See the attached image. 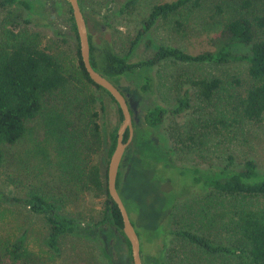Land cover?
<instances>
[{
  "label": "trees",
  "instance_id": "1",
  "mask_svg": "<svg viewBox=\"0 0 264 264\" xmlns=\"http://www.w3.org/2000/svg\"><path fill=\"white\" fill-rule=\"evenodd\" d=\"M201 1L172 0L153 5L135 40L132 41V46L144 34L146 36L159 18L168 17L188 5L198 7ZM236 1L243 10L250 9L254 2ZM66 3L70 26L77 39L75 63L73 61L72 65L58 58L50 47L43 46L37 33L18 29L21 23L23 26L31 23L28 17L22 16L23 10L31 8L29 0H0V9L10 15L9 18L5 16L0 24V178L16 190L14 195L0 190V200L23 205L41 217L46 225L47 245L53 251L59 249L60 237L77 235L87 232L86 228L92 229L99 224L108 223L122 234L131 258L130 244L122 231L120 211L107 191L106 170L101 174L98 166L92 162V156L100 149L103 137V127L99 120L104 111V101L96 95V89L105 92L113 102L116 101L106 89L90 79L80 56L71 7ZM79 4L82 9L81 0ZM83 14L85 17L84 12ZM218 33L213 39L211 50L198 52H189L171 45H154L146 38L147 44L153 46V52L137 62L128 61L127 56L117 55L107 41L101 40L95 44L88 34L90 63L110 80L133 74L142 68L147 74L144 73L141 90L146 92L152 85L149 70L167 60L187 64H223L246 59L253 82L237 99V114L239 119L259 120L264 115V14H255L253 19L244 16L231 18L220 27ZM234 44L248 45L249 53H235L232 50ZM192 87L198 97L209 101L220 89L221 80L219 77L187 75V80L178 87L176 106L170 108L157 102L142 109L138 114L141 124L154 129L168 117H174L185 110L190 106ZM117 108L120 121L122 114L118 105ZM131 113L134 115L132 110ZM41 122L47 125L51 137L47 131L42 130L41 137L46 142L48 151L39 160L34 155L30 156V150L36 142L33 129L41 126ZM233 122H237V119L228 122L225 116H222L218 120L222 128L229 130V135L232 133ZM208 125L203 124L202 128L212 135L213 140L218 143L230 140L229 136L222 138V133L214 132V126L217 125ZM117 127L118 125H114L108 132L107 163L116 144ZM136 127L135 125L131 145L125 149L123 156L128 154L132 146L139 145V129ZM183 131L186 133L184 140L182 137H172L175 140L173 142L181 144V147L182 144L191 147L190 145L196 143L197 134L189 130V127ZM127 137L128 131L124 133L123 140ZM23 138H26L27 142L23 147L22 156L16 155L12 160L8 148ZM163 140L165 151L159 149L158 152L152 153L150 148L153 147L150 144L142 145L144 148L141 147L134 157L142 163L139 168H142L143 164L147 165L146 160L161 161L160 157H166L174 151L175 147L168 146L167 140ZM167 159L165 166L177 167L179 175L185 176L187 171L192 174L191 185L178 190L173 200L186 194L202 195L207 223L231 228L236 235V242L225 245L214 241L210 234L192 228H162V233L185 241L184 258L177 262L178 247H169L168 251V243L157 256L145 260V263L152 261L153 264H213L212 259L228 256L234 257L240 264H264V170L257 169L254 159L246 158L235 166L234 157L228 155L226 163L220 169L204 171L195 167L178 166ZM119 174L120 170L118 178ZM87 190L101 192L105 195V200L102 217L92 226L83 229L80 225L82 222L72 216L60 214L59 207L65 205L67 191L76 195ZM21 193L24 196L20 195ZM210 196L217 198L215 205ZM187 197L189 196L185 198ZM226 199L228 204L222 205ZM176 202L173 209L179 206ZM0 251V264H6L3 260L5 254H10L16 262H19L22 256L20 243L8 245L7 242H0Z\"/></svg>",
  "mask_w": 264,
  "mask_h": 264
},
{
  "label": "rangeland",
  "instance_id": "2",
  "mask_svg": "<svg viewBox=\"0 0 264 264\" xmlns=\"http://www.w3.org/2000/svg\"><path fill=\"white\" fill-rule=\"evenodd\" d=\"M167 1L172 0H81V4L92 41L95 44L101 40L109 42L117 55L127 56L130 62L144 60L152 54L154 48L147 44L146 38L154 45L176 46L189 52L211 50L213 39L228 20L242 16L253 19L255 14H264V0H254L248 10L241 9L236 0H202L198 7L188 5L168 17L159 18L146 36L144 34L132 46V41L135 40L152 6ZM66 2L67 0H29L31 11L23 10L22 16L28 17L31 23L26 26L21 23L18 29L37 33L43 46L50 47L58 58L72 65L73 61L75 63L77 39L70 26ZM5 16L8 14L0 9V24ZM9 17L10 15L7 18ZM232 50L235 53L248 54L249 46L234 44ZM149 72L152 85L146 92L141 90L145 73L142 68L133 74L111 80L126 96L134 112V129L135 125L136 129H139V145L132 146L128 151L129 155L126 154L121 160L118 190L137 230L143 264H146L145 260L157 256L168 243V251L169 247H178L179 258L176 259L179 262L184 258L185 241L162 233V228L196 229L210 234L214 241L225 245L236 242V235L226 225L207 223L202 195L186 194L173 200L178 190L191 185L192 174L187 171L185 176H181L177 167H166L167 158L178 166L195 167L204 171L220 169L226 163L228 155L234 157L235 166L250 157L256 162L258 170H264V115L259 120L238 118L237 99L253 82L246 59L223 64H187L167 60ZM187 75L219 77L221 87L209 101L198 97L192 87L189 107L174 117H168L157 128L142 125L138 115L142 109L157 102L170 108L176 106L178 87L187 80ZM95 93L104 101V111L99 120L103 127V137L100 149L92 156V162L103 174L107 168L108 132L120 121L117 104L102 90L96 89ZM222 116H225L228 122L237 119V122L232 124L231 135L229 130L222 128L218 123ZM203 124H209L211 127L217 125L214 126V132L222 133V138L227 135L230 140L218 143L211 138L212 135L204 131ZM188 127L197 134L196 143L190 145L191 147L182 144L181 147V144L173 142L175 140L172 137H182L184 140L186 133L183 129ZM33 130L36 142L32 144L30 156L34 155L40 160L48 151L41 132L47 131L50 137L51 134L43 123ZM132 139L126 148L131 145ZM163 139L167 140L168 146L175 147L174 151L167 154V158L160 157L161 161L146 160L147 165L143 164L144 166L139 168L142 163L134 157L142 145L150 144L153 147L150 148L152 153L158 152L159 149L165 151ZM26 142L27 139L23 138L9 146L8 154L12 160L16 155L22 156ZM0 190L8 195H14L16 192L12 185L5 183L1 178ZM20 195L24 196L23 193ZM186 196L189 197L185 198ZM212 197L214 196L209 198ZM104 200L105 195L96 190H87L76 195L67 191L65 205L59 207V213L78 219L84 229L102 217ZM210 200L213 205L217 202V198ZM175 202L179 206L173 209ZM226 204L228 199L223 201L222 205ZM174 213L176 215L173 216ZM88 229H85L87 232L77 235L60 237L59 249L53 251L47 245L46 225L41 217L23 205L0 200V242H7L8 245L21 244L20 261L16 262L10 254H5L3 260L6 264H132L122 234L112 225L102 223ZM212 260L213 264H240L234 257L228 256Z\"/></svg>",
  "mask_w": 264,
  "mask_h": 264
},
{
  "label": "water",
  "instance_id": "3",
  "mask_svg": "<svg viewBox=\"0 0 264 264\" xmlns=\"http://www.w3.org/2000/svg\"><path fill=\"white\" fill-rule=\"evenodd\" d=\"M67 2L71 7V14L73 16L78 36L79 52L84 67L90 79L111 94L122 114V118L117 127L116 144L107 163L106 187L111 200L116 203L120 211L123 222L122 231L130 244L132 264H143L138 233L130 219L126 205L117 188L119 166L125 148L131 141L134 132L130 106L123 92L109 78L94 69L91 65L87 22L80 7L79 0H67ZM126 131H128V137L126 140H123Z\"/></svg>",
  "mask_w": 264,
  "mask_h": 264
},
{
  "label": "flooded vegetation",
  "instance_id": "4",
  "mask_svg": "<svg viewBox=\"0 0 264 264\" xmlns=\"http://www.w3.org/2000/svg\"><path fill=\"white\" fill-rule=\"evenodd\" d=\"M124 155V154H123ZM123 158V157H122ZM121 164V163H120ZM120 167V166H119Z\"/></svg>",
  "mask_w": 264,
  "mask_h": 264
}]
</instances>
